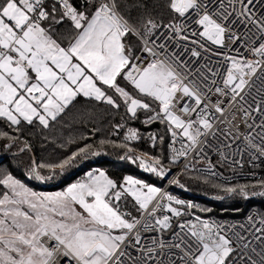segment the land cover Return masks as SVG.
I'll return each mask as SVG.
<instances>
[{"label": "snow or ice", "instance_id": "snow-or-ice-1", "mask_svg": "<svg viewBox=\"0 0 264 264\" xmlns=\"http://www.w3.org/2000/svg\"><path fill=\"white\" fill-rule=\"evenodd\" d=\"M132 6L144 13L139 24L125 14L121 0H0V118L17 133L22 124L48 129L78 97L117 111L123 107L132 120L139 119L138 111H142L147 114L142 121L146 125L167 122L171 143L175 145L179 137L181 147L172 148L168 165L162 147L159 156L136 154L126 143L118 147L131 154L122 159L139 161L144 171L163 178L180 158L187 160L198 149V155L203 153L201 137L211 132L216 121L209 118L207 105L197 111L202 103L199 86L194 90L183 83L188 72L178 71L187 69L181 54L199 60L202 53L223 55L212 46L231 51L226 40L235 43L242 39L237 24L249 32L254 29L253 40H264V0H166V21L151 15L154 0H136ZM130 35L140 41V50L152 57L147 64L126 39ZM160 35L166 37L165 42L153 39ZM243 39L247 41L248 35ZM168 42L176 45L171 52L166 50ZM249 50L259 59L224 55L230 67L223 86L215 92L227 96L229 106L239 97L245 126L260 130L256 133L258 144L251 134L244 139L249 148L264 156V99L254 108L244 107L251 94V89H245L258 70L264 69V42ZM208 71L213 77L218 74L211 68ZM201 76L207 80L203 73ZM257 79L264 85V72ZM118 80L130 85L132 91ZM178 91L188 100H178ZM221 103L217 101L214 107L223 116L226 108L220 107ZM177 104L182 112L199 118L190 115L185 120L175 115ZM253 113L261 117L259 122ZM234 120L232 115L229 122L233 126ZM115 127L118 132L123 125ZM127 133L125 141L141 138L136 129L128 128ZM0 139L8 141L6 147L11 148L20 137L0 132ZM148 139L151 147L163 145V137L149 134ZM107 143L111 142L100 141L101 146ZM91 147H81L56 163L36 164L33 160L30 178L51 180L79 163L78 157L101 155L100 151L90 152ZM20 150L30 151L27 141ZM249 155L258 159L253 152ZM184 167L192 170L189 164ZM174 183L185 188L178 179ZM0 185L11 193L0 199V264H57L60 259L63 264H264V216L248 217V227L241 224L239 231L234 230L235 225L226 227L197 216V223H178L180 232L168 241L163 234L173 228V218L191 215L187 210L193 205L132 176H125L120 183L104 171H89L83 180L54 194L32 191L11 175L0 178ZM214 186L245 198L264 196V181L258 185L260 190L252 193L246 190L257 185ZM128 197L148 215L143 225L138 218H126L131 213L121 211V201ZM142 231L160 235L151 246L142 245Z\"/></svg>", "mask_w": 264, "mask_h": 264}, {"label": "trees", "instance_id": "trees-1", "mask_svg": "<svg viewBox=\"0 0 264 264\" xmlns=\"http://www.w3.org/2000/svg\"><path fill=\"white\" fill-rule=\"evenodd\" d=\"M135 2L136 0H121V4L125 5V14L133 22L139 24L144 13L132 6ZM165 3L166 0H154L155 7L150 10V13L155 19L167 20V9L163 6ZM126 39L136 46L135 52L139 55L142 52L139 47L140 41L131 35ZM118 82L127 90L132 91L131 86L126 82L122 80H118ZM153 107H157V105L153 104ZM146 115V113L138 111L139 119L132 120L128 118L123 107L117 111L101 102L78 97L57 118V121L50 123L48 129H44L35 123L34 125L22 124L20 126L21 131L17 133L0 118V132H7L11 136L18 135L20 137L11 148L6 147L8 141L0 139V178L11 175L33 191L54 194L65 191L71 184L83 180L89 171L99 170L106 172L109 177L120 183L123 182L125 176H132L144 183L155 184L157 188H160L163 184L162 178L144 171L138 166L139 161L132 163L128 159H122V157L131 154L127 153L125 148L118 147V145L126 143L129 147L137 150L136 154L145 153L151 156L161 155L162 147L164 163L165 165L170 163L172 137L168 131V126L159 120L146 125L142 122ZM116 125H123V127L119 128L117 132ZM128 128L136 129L141 138L125 141L124 137L128 134ZM149 134L163 137V145L158 144L155 148L151 147L148 139ZM101 140L111 143L101 146ZM24 141L30 145V151L20 150L24 147ZM87 145L92 146L89 149L90 152L100 151L101 155H90L83 160L78 157L79 163L51 180L42 182L30 178L33 160L36 164L56 163ZM176 166L177 164L171 168ZM41 171L46 174V170ZM254 171L259 175V178L234 183H223L191 170L185 171L179 178L180 183L184 184L185 188H180L175 184L174 192L192 200L193 207L187 210L191 215H184L182 218L190 219L192 216H198L204 219L213 218L218 221L243 220L252 212L264 216V196L249 195L245 198L236 193L225 192L222 187L214 186L257 185L255 188L249 187L246 191L249 193L259 191L258 185L264 181V165ZM5 193H9V189L0 185V199ZM121 211L131 213V216L126 217L128 219L135 218L140 212L131 197L121 201ZM175 223L176 220L173 219L172 224Z\"/></svg>", "mask_w": 264, "mask_h": 264}, {"label": "built area", "instance_id": "built-area-1", "mask_svg": "<svg viewBox=\"0 0 264 264\" xmlns=\"http://www.w3.org/2000/svg\"><path fill=\"white\" fill-rule=\"evenodd\" d=\"M236 29L239 31L242 39L240 41H236L235 43L226 40V45L231 51H226L223 48H218L216 46H212L215 51L223 53V55H212L211 53H202V57L197 60L196 58H190L188 53H182L181 59L187 63V69H178V71H187L188 77L184 79L183 83L188 85L190 88L195 90V86H199V92L201 94L202 103L198 107L197 111L200 108H203L205 105L208 107V111L211 114L209 117L216 118L214 122V127L209 132L206 137H201L203 141L199 148L203 149V153L198 155L199 149L197 152H192L189 154L187 160L180 158V163L177 164L175 168H171V171L167 173L165 177H163V184L159 188L161 193L172 195L177 199L184 200L186 204H193L192 200L183 197L182 195L174 192V183L175 180H179L181 175L186 171L184 165L189 164L192 166V170L195 173L200 175H204L223 183H234L236 181L242 180H254L259 178V175L254 171L261 166L264 165V156H261L259 152H256L255 149L249 148L248 142L244 139L245 135L251 134L255 137V143L260 142V137L256 136V133L260 131L259 129L253 128L249 129L245 126L243 121L244 113L241 111L239 107V97L237 98V103H233L229 106V98L227 96H220L215 92L216 87H222V80L226 76V72L228 67H230L229 62L225 61L224 55L234 56L237 59L246 58L248 60H256L259 59L256 55H254L249 49L253 44L258 46L260 42H264L261 39L253 40V34L255 30L252 32L248 31L243 24H237ZM247 34L249 39L245 41L243 36ZM157 43H163L166 40V37L160 35L158 38L153 37ZM151 46V45H149ZM175 42H168L167 51L171 52L175 48ZM141 60L144 64H147L151 61L152 57L147 53L141 52L139 54ZM207 57V59H205ZM163 58V57H159ZM203 65H207V67H203ZM199 67V72L196 69ZM208 68H211L213 71H217L218 74L213 77L211 72L208 71ZM264 72V69L258 70L256 76L251 78V83L248 88L245 89L247 92L251 89V94L246 97V103L244 104L245 108L255 107L257 101L264 99V85L261 84V81L257 79ZM201 73L204 76H207V80H205ZM216 80V84H212V80ZM193 82H195L193 84ZM211 89V91H209ZM206 94V96H205ZM243 95V93H242ZM177 99L180 101L188 100L187 97L182 96V94L178 91ZM217 101H223L220 104V107L226 108V111L223 116L215 111L214 104ZM176 103V101H174ZM194 103V101H193ZM181 105L177 104L173 109L174 114L183 117L185 120L189 119L191 115L192 119H198L199 117L194 113H186L180 110ZM163 115V113H161ZM235 116L234 125L230 123L229 120L231 116ZM253 117L256 122H259L261 117L256 113H253ZM251 122V121H249ZM169 127L168 123L165 122ZM177 131H179L177 129ZM239 136L238 139L233 140V136ZM184 143L187 144L188 141L184 139ZM230 145V146H229ZM181 147L180 138L177 137V142L175 145L171 143V155L172 148L179 149ZM246 149H248L246 151ZM249 152H253L258 159H253L252 156L249 155ZM227 157V159H224ZM241 164L243 165L241 167ZM159 199V197L157 198ZM179 207V206H178ZM157 215H161V213H157ZM197 216H192L190 219H184L181 217L173 218L176 220V223L173 225L171 230H166L163 234V238L165 240L171 241L172 238L180 232L178 227V223L190 222L197 223L195 220ZM248 217H262L257 212H252L243 220H224L218 221L213 218H201L202 220H208L210 222L215 221L217 224H223L226 227L230 225H235V231L240 230V225L244 224L247 228V218ZM141 221V225L146 223L149 220V217L146 213H141V211L135 216ZM250 230V229H249ZM158 232L147 231L141 232L142 237V245L151 246L152 240L159 237ZM173 251H175L173 249ZM134 255H138V253L133 252ZM57 264H63V259L58 260Z\"/></svg>", "mask_w": 264, "mask_h": 264}, {"label": "rangeland", "instance_id": "rangeland-1", "mask_svg": "<svg viewBox=\"0 0 264 264\" xmlns=\"http://www.w3.org/2000/svg\"><path fill=\"white\" fill-rule=\"evenodd\" d=\"M186 139V138H185ZM187 140V139H186ZM134 179H138L137 177H135ZM148 184V183H147ZM149 185H151V186H154V187H156L155 186V184H149ZM30 189V188H29ZM33 191V190H32ZM36 192V191H35ZM9 195H11V193H10V191H9V193H8ZM24 208L26 209V205L24 206ZM0 215H2V213H0ZM170 215V214H169Z\"/></svg>", "mask_w": 264, "mask_h": 264}, {"label": "crops", "instance_id": "crops-1", "mask_svg": "<svg viewBox=\"0 0 264 264\" xmlns=\"http://www.w3.org/2000/svg\"><path fill=\"white\" fill-rule=\"evenodd\" d=\"M70 106V105H69ZM97 170L93 171V172H96Z\"/></svg>", "mask_w": 264, "mask_h": 264}]
</instances>
